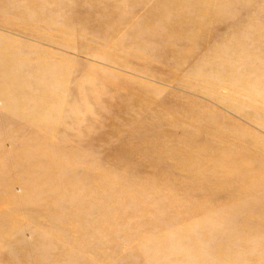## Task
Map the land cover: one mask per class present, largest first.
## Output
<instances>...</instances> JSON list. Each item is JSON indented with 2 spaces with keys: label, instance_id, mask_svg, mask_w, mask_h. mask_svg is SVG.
Wrapping results in <instances>:
<instances>
[{
  "label": "rangeland",
  "instance_id": "rangeland-1",
  "mask_svg": "<svg viewBox=\"0 0 264 264\" xmlns=\"http://www.w3.org/2000/svg\"><path fill=\"white\" fill-rule=\"evenodd\" d=\"M0 264H264V0H0Z\"/></svg>",
  "mask_w": 264,
  "mask_h": 264
}]
</instances>
